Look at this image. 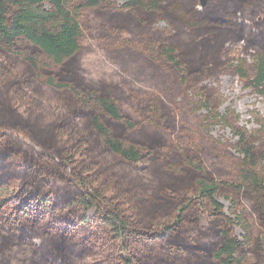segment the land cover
Here are the masks:
<instances>
[{"label": "trees", "instance_id": "obj_1", "mask_svg": "<svg viewBox=\"0 0 264 264\" xmlns=\"http://www.w3.org/2000/svg\"><path fill=\"white\" fill-rule=\"evenodd\" d=\"M222 72L264 95V0H0V264H264V133Z\"/></svg>", "mask_w": 264, "mask_h": 264}, {"label": "rangeland", "instance_id": "obj_2", "mask_svg": "<svg viewBox=\"0 0 264 264\" xmlns=\"http://www.w3.org/2000/svg\"><path fill=\"white\" fill-rule=\"evenodd\" d=\"M160 26L164 27L165 25L160 23ZM87 43L91 48L90 53L84 59V63L90 75L103 76L113 81H120L121 83L129 79L136 88H148L150 83L148 82L147 74L142 72L140 75H136L137 66L134 60L122 59L120 64H115L111 61L112 53H110L109 46L105 41L89 38ZM231 53L233 59L239 62L242 56L239 55L238 48L232 47ZM251 62L252 58H248L247 63ZM209 85L219 89V94L222 99L219 111L223 112L225 108H231L238 116L239 126L243 127L249 133L255 130H261L264 133V127H259L253 120L254 116H257L264 122V95L245 88L242 80L231 72H222L217 83L210 81ZM183 111L186 116L185 120L196 127V116L202 113V111L197 110L192 96H189L187 101L183 103ZM209 133L214 138L222 139L230 137L228 129H221L218 126L210 128ZM220 200L225 206L228 205L226 201ZM235 232L237 235L240 234V230L237 228Z\"/></svg>", "mask_w": 264, "mask_h": 264}, {"label": "water", "instance_id": "obj_3", "mask_svg": "<svg viewBox=\"0 0 264 264\" xmlns=\"http://www.w3.org/2000/svg\"><path fill=\"white\" fill-rule=\"evenodd\" d=\"M201 5H204L205 0H200Z\"/></svg>", "mask_w": 264, "mask_h": 264}]
</instances>
